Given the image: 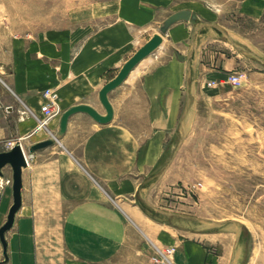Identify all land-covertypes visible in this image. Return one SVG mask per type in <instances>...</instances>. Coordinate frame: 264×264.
Segmentation results:
<instances>
[{
	"label": "crops",
	"instance_id": "1",
	"mask_svg": "<svg viewBox=\"0 0 264 264\" xmlns=\"http://www.w3.org/2000/svg\"><path fill=\"white\" fill-rule=\"evenodd\" d=\"M64 1L74 4L65 25L0 41V153L20 143L28 160L0 264H159L154 259L168 247L176 248L173 264H224L228 242L221 237L228 235L185 232L179 221L191 217L159 205L178 181L194 99L221 98L229 75L264 70L238 49L264 60L254 44L264 0ZM182 11L191 19L172 25L160 48L109 94L110 123L77 113L60 141L29 152L55 137L74 106L105 116L102 88ZM212 82L216 87H206ZM46 91L57 94L60 114L41 127ZM3 171L0 229L14 203L13 170Z\"/></svg>",
	"mask_w": 264,
	"mask_h": 264
},
{
	"label": "rangeland",
	"instance_id": "2",
	"mask_svg": "<svg viewBox=\"0 0 264 264\" xmlns=\"http://www.w3.org/2000/svg\"><path fill=\"white\" fill-rule=\"evenodd\" d=\"M73 5L0 0V41L6 46L14 37L65 25V11ZM258 28L262 34L254 44L264 56V26ZM238 73L245 75L242 84L226 81L221 98L194 99L175 164L178 181L174 190L163 192L168 200L159 209L191 217L179 221L185 232L228 235L221 237L228 242L224 264H264V70L258 66Z\"/></svg>",
	"mask_w": 264,
	"mask_h": 264
},
{
	"label": "water",
	"instance_id": "3",
	"mask_svg": "<svg viewBox=\"0 0 264 264\" xmlns=\"http://www.w3.org/2000/svg\"><path fill=\"white\" fill-rule=\"evenodd\" d=\"M191 19V12L182 11L169 17L164 25L160 29V33L153 35L151 40L142 46L122 67L118 75L109 81L100 91V102L106 110V115H101L96 109L88 105H78L67 110L61 117L60 130L54 138L35 144L30 147L29 152L34 154L35 152L45 149L54 145L57 141H60L65 135L70 118L77 113H85L89 115L99 124H108L112 121L114 116V110L109 100V94L121 86L128 78L130 73L147 57L155 53L163 43V35L167 33L168 29L177 22L189 21ZM239 50L249 54L255 60L264 63V60L253 52L244 50L238 47ZM10 166L13 170V196L14 203L10 209L6 223L0 229V240L4 248L5 258L7 255V241L6 233L9 232L15 222L16 215L22 204V174L23 170L28 166V160L24 152L22 144H16L10 150L0 153V186L1 179L4 178V169Z\"/></svg>",
	"mask_w": 264,
	"mask_h": 264
},
{
	"label": "built area",
	"instance_id": "4",
	"mask_svg": "<svg viewBox=\"0 0 264 264\" xmlns=\"http://www.w3.org/2000/svg\"><path fill=\"white\" fill-rule=\"evenodd\" d=\"M244 74L234 73L229 75L227 81L235 86H240L244 79ZM216 85V83H209V86ZM45 96L48 98V103L43 106L42 111L44 113V118L41 120V127H44L48 124L49 120L58 114H60V108L58 106V96L54 92L46 91ZM2 106L0 105V110ZM6 111L9 108H4ZM176 252L175 247H168L164 250H159V258L154 259L156 263L159 264H173L172 258Z\"/></svg>",
	"mask_w": 264,
	"mask_h": 264
}]
</instances>
